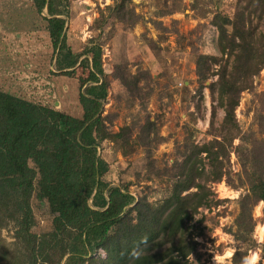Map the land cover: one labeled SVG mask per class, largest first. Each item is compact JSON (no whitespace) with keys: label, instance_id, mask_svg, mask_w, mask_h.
Returning a JSON list of instances; mask_svg holds the SVG:
<instances>
[{"label":"rangeland","instance_id":"obj_1","mask_svg":"<svg viewBox=\"0 0 264 264\" xmlns=\"http://www.w3.org/2000/svg\"><path fill=\"white\" fill-rule=\"evenodd\" d=\"M68 1L63 8L68 46L91 62L100 56L109 84L102 108L105 125L112 134L126 128L123 137L100 145L99 156L109 166L104 180L127 189L137 201L158 206L171 195L177 165L190 145L220 139L225 112L212 85L225 57L217 50L213 21L217 15L233 18L238 4L247 0H127L134 17L127 15L126 21L116 20L109 9L121 0ZM46 15L37 12L32 0H0V80L24 100L81 117L79 95L90 84L89 68L78 64L57 70ZM260 31L264 33V19ZM263 97L264 69L253 88L242 92L236 108L239 131L233 133L230 176L208 183L209 205L186 224L200 234L190 264H214V256L234 264L236 253L241 259L249 251H258V264H264V239L253 236L256 228L264 227V202L253 209L252 233L242 235L236 224L247 193L245 153L252 139L264 137L259 118ZM147 122L153 123L149 135L143 130ZM31 205L32 233L52 232L54 216L48 204L35 192ZM17 230L15 220L0 228V264L14 261L12 256L25 259ZM95 257L106 255L100 250Z\"/></svg>","mask_w":264,"mask_h":264},{"label":"trees","instance_id":"obj_2","mask_svg":"<svg viewBox=\"0 0 264 264\" xmlns=\"http://www.w3.org/2000/svg\"><path fill=\"white\" fill-rule=\"evenodd\" d=\"M32 1L39 14L47 12L57 70L87 66L90 84L79 95L81 117L0 91V228L7 220L17 221L16 238L25 257L12 256L14 261L3 263L190 264L200 234L190 232L186 224L209 205L208 183L230 176V148L236 139L233 133L239 131L236 108L242 92L253 88L255 77L264 69V33L260 31L264 0L239 3L233 18L215 17L217 50L225 57L212 85L225 112L220 139L190 145L177 165L171 195L158 206L142 199L137 202L127 189L104 180L109 166L99 156L100 145L123 137L126 128L112 134L105 125L102 108L109 84L100 56L91 62L68 46L63 10L68 0ZM127 5V0H121L109 8L116 20L134 17ZM261 103L264 112V97ZM259 118L264 134V113ZM150 126L153 123L147 122L143 128L147 135ZM250 143L242 164L247 193L236 221L242 235L253 232V209L264 202V137ZM35 192L54 216L53 231L42 236L31 231ZM261 249L264 256V243ZM100 250L105 259L95 257ZM239 255H234V264H240Z\"/></svg>","mask_w":264,"mask_h":264},{"label":"clouds","instance_id":"obj_3","mask_svg":"<svg viewBox=\"0 0 264 264\" xmlns=\"http://www.w3.org/2000/svg\"><path fill=\"white\" fill-rule=\"evenodd\" d=\"M253 236L254 238L258 236L260 239H264V227L256 228ZM259 260L260 254L258 251H249L246 255L242 256L240 264H258ZM213 261L214 264H223V257L214 256Z\"/></svg>","mask_w":264,"mask_h":264},{"label":"crops","instance_id":"obj_4","mask_svg":"<svg viewBox=\"0 0 264 264\" xmlns=\"http://www.w3.org/2000/svg\"><path fill=\"white\" fill-rule=\"evenodd\" d=\"M44 12H46V11H44ZM44 12L42 13V15L44 14ZM46 13H47V12H46ZM46 16H47V15H46ZM46 16H44V17H46ZM2 63H3V62H2ZM2 63L0 62V66L3 65ZM8 84L12 86V84H10V82H9ZM4 87H5V88H4ZM0 91H3V92L6 91V93H9V94H12V95H14V96H18V97H20L19 94L17 95L15 92H13V91H15V89H14L13 87H12V89H10V87L5 86L3 80H0ZM20 98H21V97H20Z\"/></svg>","mask_w":264,"mask_h":264},{"label":"water","instance_id":"obj_5","mask_svg":"<svg viewBox=\"0 0 264 264\" xmlns=\"http://www.w3.org/2000/svg\"><path fill=\"white\" fill-rule=\"evenodd\" d=\"M137 202H138V201H137ZM137 202H136V203H137Z\"/></svg>","mask_w":264,"mask_h":264}]
</instances>
